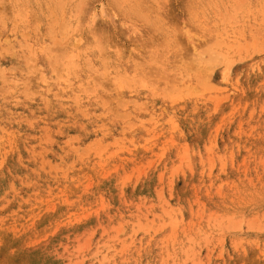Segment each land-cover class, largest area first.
Listing matches in <instances>:
<instances>
[{"label":"rangeland","instance_id":"rangeland-1","mask_svg":"<svg viewBox=\"0 0 264 264\" xmlns=\"http://www.w3.org/2000/svg\"><path fill=\"white\" fill-rule=\"evenodd\" d=\"M0 264H264V0H0Z\"/></svg>","mask_w":264,"mask_h":264},{"label":"bare ground","instance_id":"bare-ground-1","mask_svg":"<svg viewBox=\"0 0 264 264\" xmlns=\"http://www.w3.org/2000/svg\"><path fill=\"white\" fill-rule=\"evenodd\" d=\"M142 65V64H141ZM85 86V85H84Z\"/></svg>","mask_w":264,"mask_h":264}]
</instances>
